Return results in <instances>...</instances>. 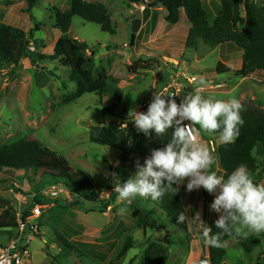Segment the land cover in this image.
I'll list each match as a JSON object with an SVG mask.
<instances>
[{"label":"rangeland","instance_id":"1","mask_svg":"<svg viewBox=\"0 0 264 264\" xmlns=\"http://www.w3.org/2000/svg\"><path fill=\"white\" fill-rule=\"evenodd\" d=\"M70 1L38 0L32 13H28L26 0H0V23L5 28L3 33L8 38L15 33L26 38L30 35V29L39 25V30L35 29L32 33L30 49L38 56H45L37 65L29 57L24 58L26 62L19 65L0 64V145L21 138L40 141L67 158L72 171H86L95 189L110 202L109 207L102 212L99 209L101 200L83 201L82 195L77 196L67 187L63 193L67 195L65 201L49 200L44 195L45 202L41 201V204L49 205V208L44 210L39 220L40 233L29 243L32 264H108L110 261L115 264H145V251L154 242L170 248L167 264H200L202 260L210 264L208 247L195 225L188 224L187 235L150 199L137 197L133 202L151 224L138 226V214L131 208L129 201L119 198L110 173H117L120 180L124 181L135 173L137 162L143 163L148 156L134 152L127 167L119 164L117 168L113 162L119 158L120 151L91 142L90 126H102L117 120L105 114L104 110L116 104L119 96L126 105L128 120L130 109L138 110L140 103L150 102L153 93L160 91L173 78H176V82L183 79L182 84L187 86L180 93L182 99L194 93L199 81L204 79L207 86L201 89V94L205 98H235L242 108L251 104L264 108V85L256 77L237 76L235 70H239L242 65V54L235 53L240 50L233 44L210 47L200 43L196 50L186 47L184 40L174 45L167 42L147 43L141 37L150 35L152 26L141 37L135 36L133 39V35L138 33L137 21L142 17L136 13L140 11L138 7L150 10L148 7L139 4L131 6L129 0H88L102 2L109 7L116 33L113 35L102 31L98 24L78 16L73 18L70 33L87 44V55L93 56L97 71H105L110 75L108 82L111 86L103 96L87 93L74 100L77 84L70 79V69L63 67L59 59L52 58L55 46L51 38L54 29H57L54 28L55 11H68ZM203 1L208 18L213 23L217 15L212 8L215 6L211 3L209 7L208 0ZM256 1L264 5V0ZM165 13L157 11L156 15L163 18ZM242 27H246L245 18ZM221 62L235 72L218 74L216 68ZM132 68L138 73L135 74ZM192 77L196 81L188 82L187 78ZM199 137V141L210 147L216 155L212 170L223 175L217 155L220 145L217 137L212 138L205 132ZM258 153L264 167V153L260 147ZM42 173L41 170L31 169L15 172L14 178L10 179V174L0 172V197L17 206L13 193L9 191L14 181L23 190L28 188L35 194H44L47 190L49 195L53 191L50 187L60 183H56L51 175ZM250 174L253 180L261 179L264 183L262 170ZM4 179L8 180L3 183ZM186 184L187 181L179 186L186 213L190 219L200 214L209 226L220 215L210 207L215 194L203 188L189 192ZM56 229L75 245L74 250L58 246L55 242ZM11 233H14L12 228L0 229V246L8 244ZM128 236L134 238L135 246L117 261L116 256ZM256 238L261 240L260 245L246 252L240 241ZM224 247L227 253L222 264H256L258 258L264 261V232L255 233L241 228V232L236 234L234 230V235L224 243Z\"/></svg>","mask_w":264,"mask_h":264},{"label":"trees","instance_id":"2","mask_svg":"<svg viewBox=\"0 0 264 264\" xmlns=\"http://www.w3.org/2000/svg\"><path fill=\"white\" fill-rule=\"evenodd\" d=\"M37 2L38 0H26V11L32 13ZM129 3L143 4L150 9H164L166 12L165 20L171 25L179 23L184 13L191 24L186 39V47L197 50L200 43L210 47L233 44L237 50L243 52L242 65L239 70H235L237 76L241 78L253 76L264 85V5H259L256 0H221V9L213 23L208 18V11L203 0H129ZM75 16L81 17L87 22L98 24L102 31L113 35L116 33L110 9L105 3L72 0L68 11H55L54 27L62 33V37L55 44L52 58L59 59L63 67L70 69V79L77 84V91L73 93L74 100L87 93H97L103 96L111 86L108 82L110 75L105 71L99 72L95 69L94 58L87 55L89 48L87 44L79 41L70 33ZM244 18L246 19V27H242ZM2 25L0 24V64L19 65L22 59L29 57L33 64L37 65L40 60L45 59V56H38L29 48L33 38L32 33L35 29L39 30V25L30 29V35L26 38H21L18 33L8 38L3 33L5 28ZM134 38L135 35H133ZM132 69L135 74L138 73L135 68ZM216 71L219 74L234 70L221 62ZM178 99L180 101L182 97ZM104 113L117 120L111 124L90 126V141L118 149L120 151L119 164L123 167H127L129 158L134 152L142 156H149L153 149L163 147L171 139V129L163 137H158L154 132L151 136L138 132L134 123L126 120L127 109L123 98L120 96L117 103L106 108ZM241 116L244 124L240 127L239 135L235 141L218 146L217 155L224 176L230 174L240 164L246 165L250 173L256 174L260 170L264 172L263 159L258 153L259 147L264 153V108L254 104L246 108L241 107ZM117 121L121 122L117 123ZM124 123L127 124L128 128L122 126ZM197 129L199 134H204L203 130L199 129V125H197ZM211 136L215 138L218 133ZM209 151L211 152L210 147ZM211 153L216 158V155ZM31 169L41 170L42 174L51 175L56 183L65 185L77 196L82 195L83 201L98 202L101 200L100 191L95 189V185L86 171H72L67 158L46 147L40 141L21 138L0 145V172L10 174V179H13L16 171ZM8 179H4L3 183ZM254 181L263 182L261 179ZM44 195L41 193L34 196L29 195L28 203L25 204V207L23 205V218L30 214L37 201L45 202V196L49 200L65 201L63 197H58V195ZM151 202L158 205L168 217L172 218L176 225L182 227L185 233L189 235L188 224L177 223L179 213H186L179 187L175 194L166 192L160 200ZM109 203L106 199L101 200L100 211H105L109 207ZM130 206L138 214L139 227L151 225L143 217L142 211L136 204L130 202ZM0 210V229H14L17 226L16 207L10 201L0 197ZM91 211L96 210L92 209ZM209 227L212 229L211 235L220 233L215 222H210ZM55 233V242L58 246L74 250L75 245L61 231L56 229ZM233 235L234 229L231 235L221 233L222 247L207 246L210 264L223 263L227 253L224 243ZM260 243L259 238L240 241L246 252H251ZM134 246V238L128 236L116 256V260L120 261L124 258ZM169 257L170 248L159 242L152 243L144 254L145 264H167ZM108 264H115V262L110 261ZM256 264H264L263 259L258 258Z\"/></svg>","mask_w":264,"mask_h":264},{"label":"clouds","instance_id":"3","mask_svg":"<svg viewBox=\"0 0 264 264\" xmlns=\"http://www.w3.org/2000/svg\"><path fill=\"white\" fill-rule=\"evenodd\" d=\"M206 86L201 79L194 93L185 95L179 102L166 90H157L146 111L130 109L128 118L138 132L147 136L154 132L163 137L171 129V139L163 147L153 149L143 163L138 161L130 178L121 181L115 172L110 176L115 192L123 201L131 202L137 197L158 201L166 192L175 194L185 180L189 192L203 188L215 194L210 207L220 214L215 221L220 233L211 235L212 229L200 214L190 219L187 213L180 212L177 223L195 225L206 246L222 247L221 233L231 235L234 229L239 234L241 228L264 232V183L254 181L244 164L227 176L212 170L215 158L207 145L193 135L189 124L199 125L208 135L218 133V143L230 144L239 135L244 120L237 99L205 98L201 89ZM113 163L119 167L118 161ZM200 264H207V261L202 260Z\"/></svg>","mask_w":264,"mask_h":264},{"label":"built area","instance_id":"4","mask_svg":"<svg viewBox=\"0 0 264 264\" xmlns=\"http://www.w3.org/2000/svg\"><path fill=\"white\" fill-rule=\"evenodd\" d=\"M182 80L176 82V78H173L160 91L166 90L179 102L178 98L181 95L182 88L185 87L182 84ZM187 81L194 82L196 78H187ZM149 103H140L137 111H146ZM122 126L128 128L127 124H122ZM189 127L193 128V135L199 140L197 125L193 126L189 124ZM118 162L120 163L119 160ZM50 188H53V191L49 195H62L65 192V186L60 184L53 185ZM9 191L13 193V198L18 203L16 206L17 226L14 228V233H11L8 244L0 246V264H32V253L29 249V243L40 233L39 220L44 214V210L49 208V205L36 202L30 214L26 218H23V205L27 204L29 196L21 190V186L17 181L13 182ZM47 193V190H45L44 194L47 195ZM104 198V195H100L101 200Z\"/></svg>","mask_w":264,"mask_h":264},{"label":"crops","instance_id":"5","mask_svg":"<svg viewBox=\"0 0 264 264\" xmlns=\"http://www.w3.org/2000/svg\"><path fill=\"white\" fill-rule=\"evenodd\" d=\"M71 1L69 3L68 7L71 6ZM207 3L209 5V7H211V3H213L215 6V7H212L213 12L215 14L216 13L218 14V12L221 9V0H213V1L208 0ZM133 4H136V3H131L129 5L133 6ZM0 7H2V6H0ZM130 9H132V8H130ZM138 9L140 11L137 10L136 13H140L142 15V17L139 21H137V22H139V26L137 28L138 33L135 34L136 37H138V38L141 37L142 33H145V31L148 30V28H150L152 26V31H151L150 35L145 34L144 36L141 37L142 40H147V43L161 44L163 42H167L168 44L174 45L175 43L182 42L184 40L185 44H186V39H187L189 30L191 28V24L188 21V19H186L187 17H185L186 15L184 13L181 16L179 23H177L175 25H171L165 20L166 13L164 14L163 18H158V16L156 15L157 11H159V12L164 11V9H162V8H156V9H150L149 8L150 10H141V7L140 8L138 7ZM216 10H217V12H215ZM0 24H2V23H0ZM6 25H8V24H6ZM9 26H12V25H9ZM61 37H62V33L59 30L54 29V35H53V37H51L53 39L54 46H55L56 42ZM235 53L243 54L242 51L235 52ZM230 55L232 56V53ZM91 57H93V56H91ZM25 60L26 59H24L23 62ZM168 83H169V81H168ZM119 85H121V82H119ZM126 120H127V118H126ZM129 120L130 119H128V121ZM119 122H121V121H117V123H119ZM117 161H118V159H117ZM16 172H21V171H16ZM185 181H187V180H185ZM23 189L24 188L21 187V190L24 191L25 194L28 196L35 194L33 192H30V189H28V188H27V190H23ZM8 193H10V192L8 191ZM64 199H66V198H64ZM0 213H1V211H0Z\"/></svg>","mask_w":264,"mask_h":264},{"label":"water","instance_id":"6","mask_svg":"<svg viewBox=\"0 0 264 264\" xmlns=\"http://www.w3.org/2000/svg\"><path fill=\"white\" fill-rule=\"evenodd\" d=\"M23 62V60H21L20 61V63H22ZM58 197H63V198H67V195L66 194H62V195H58ZM132 203L134 202V200L133 201H131Z\"/></svg>","mask_w":264,"mask_h":264}]
</instances>
